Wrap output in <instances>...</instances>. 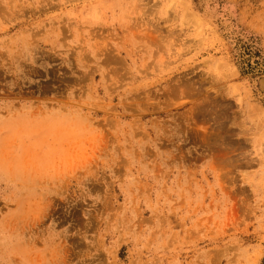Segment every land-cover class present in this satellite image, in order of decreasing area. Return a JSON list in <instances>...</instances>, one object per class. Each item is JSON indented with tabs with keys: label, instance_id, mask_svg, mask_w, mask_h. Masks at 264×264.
Wrapping results in <instances>:
<instances>
[{
	"label": "rangeland",
	"instance_id": "1",
	"mask_svg": "<svg viewBox=\"0 0 264 264\" xmlns=\"http://www.w3.org/2000/svg\"><path fill=\"white\" fill-rule=\"evenodd\" d=\"M0 264H264V0H0Z\"/></svg>",
	"mask_w": 264,
	"mask_h": 264
},
{
	"label": "bare ground",
	"instance_id": "2",
	"mask_svg": "<svg viewBox=\"0 0 264 264\" xmlns=\"http://www.w3.org/2000/svg\"><path fill=\"white\" fill-rule=\"evenodd\" d=\"M190 41H191V40H190ZM226 73H227V72H226ZM221 77H222V76H221ZM210 104H211V103H210ZM215 104H216V103H215ZM215 104H214V105H215ZM208 106H210V105H208ZM215 106H216V105H215ZM254 109H255V108H254Z\"/></svg>",
	"mask_w": 264,
	"mask_h": 264
}]
</instances>
